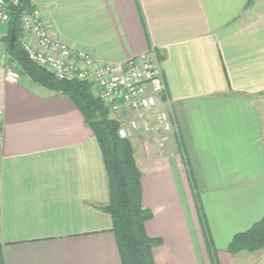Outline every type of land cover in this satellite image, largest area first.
Returning a JSON list of instances; mask_svg holds the SVG:
<instances>
[{"label":"crops","instance_id":"0c3cea01","mask_svg":"<svg viewBox=\"0 0 264 264\" xmlns=\"http://www.w3.org/2000/svg\"><path fill=\"white\" fill-rule=\"evenodd\" d=\"M29 2L50 33L102 63L156 55L165 89L148 122L166 114L173 126L130 139L154 264H264V250L227 252L264 215V0ZM1 45L4 264H122L91 128L66 96L5 82Z\"/></svg>","mask_w":264,"mask_h":264},{"label":"trees","instance_id":"16d2710c","mask_svg":"<svg viewBox=\"0 0 264 264\" xmlns=\"http://www.w3.org/2000/svg\"><path fill=\"white\" fill-rule=\"evenodd\" d=\"M252 0H249L248 5ZM32 9L29 0H20V6L10 12L7 34L4 38L9 65L14 64L21 78L33 85L66 96L82 113L91 128L102 153L109 191V203L103 209L112 221L122 264H154L152 249L158 240L147 237L144 225L151 213L141 203V173L137 167L130 140L120 139V121L110 117L109 108L100 101L94 87L82 82H59L47 71L28 60L18 43L19 15ZM16 36L13 48L9 41ZM264 250V215L250 230L236 235L228 245L231 255L255 254ZM0 264H4L0 243Z\"/></svg>","mask_w":264,"mask_h":264},{"label":"built area","instance_id":"2783aa9c","mask_svg":"<svg viewBox=\"0 0 264 264\" xmlns=\"http://www.w3.org/2000/svg\"><path fill=\"white\" fill-rule=\"evenodd\" d=\"M19 6L20 0H0V26H7L10 12ZM18 43L28 60L56 81L91 84L111 113L132 112V118L120 122V139L130 140L135 131L159 134L171 131L173 120L166 114L159 115L153 128L148 122V116L165 89L154 51L125 63H102L50 33L42 8L20 13ZM4 81L14 84L21 81L14 64L5 69ZM2 128L3 111L0 110V150Z\"/></svg>","mask_w":264,"mask_h":264},{"label":"rangeland","instance_id":"374dc122","mask_svg":"<svg viewBox=\"0 0 264 264\" xmlns=\"http://www.w3.org/2000/svg\"><path fill=\"white\" fill-rule=\"evenodd\" d=\"M1 43H3V45H1V48L4 50V53L6 54V46H5L6 43H5V41H4V38H3V42L0 41V44H1ZM14 66H15V65H14ZM110 117L113 118V119H115V120H117V121H119V120H118V114H117V113H110Z\"/></svg>","mask_w":264,"mask_h":264},{"label":"water","instance_id":"95a60500","mask_svg":"<svg viewBox=\"0 0 264 264\" xmlns=\"http://www.w3.org/2000/svg\"><path fill=\"white\" fill-rule=\"evenodd\" d=\"M15 40H16V36H15V34L12 32V34H11V38H10V41H9L10 49L13 48V45H14V43H15Z\"/></svg>","mask_w":264,"mask_h":264}]
</instances>
